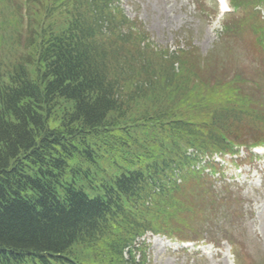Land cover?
Masks as SVG:
<instances>
[{
    "label": "trees",
    "instance_id": "1",
    "mask_svg": "<svg viewBox=\"0 0 264 264\" xmlns=\"http://www.w3.org/2000/svg\"><path fill=\"white\" fill-rule=\"evenodd\" d=\"M25 1L22 27L0 0V264H146L147 232L237 246L241 199L187 150L264 144L259 84L222 65L249 39L264 82V0H229L206 58L158 50L115 0Z\"/></svg>",
    "mask_w": 264,
    "mask_h": 264
},
{
    "label": "rangeland",
    "instance_id": "2",
    "mask_svg": "<svg viewBox=\"0 0 264 264\" xmlns=\"http://www.w3.org/2000/svg\"><path fill=\"white\" fill-rule=\"evenodd\" d=\"M5 1L10 16L20 17L21 25L25 27L28 3L25 0ZM113 3L129 20L142 28L149 42L158 50L172 53L195 47L203 58L213 54L212 51L224 54L223 45H219L224 16L218 11L215 12L216 16L211 15L214 8L212 2L206 5L210 15L203 13L202 16L193 0H115ZM233 46L234 57L226 58L222 65L230 71H240L253 83H258L264 99L263 76L256 71L255 49L251 40L240 38ZM216 65L211 64L205 70L209 72ZM249 163L242 165V173L235 180L236 183L231 175L227 176L230 183L237 185L231 184L230 189L234 196L241 199L238 206L241 217L225 220L227 224L223 229L228 237L236 241L237 246H230L222 240L221 248L211 244L191 245L185 252L181 244L148 233L142 239L149 244L146 254L148 264H264V159ZM228 173L234 174L235 171L231 169ZM217 224L219 227L222 222ZM218 238L222 239L221 233H218ZM205 241H208L206 237ZM135 256L139 258L138 254Z\"/></svg>",
    "mask_w": 264,
    "mask_h": 264
}]
</instances>
